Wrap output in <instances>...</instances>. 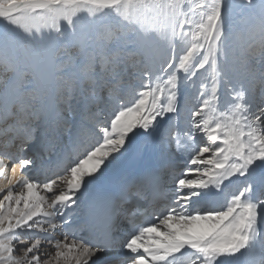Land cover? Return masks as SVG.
<instances>
[{"label": "snow or ice", "instance_id": "1", "mask_svg": "<svg viewBox=\"0 0 264 264\" xmlns=\"http://www.w3.org/2000/svg\"><path fill=\"white\" fill-rule=\"evenodd\" d=\"M0 264H264V0H0Z\"/></svg>", "mask_w": 264, "mask_h": 264}]
</instances>
